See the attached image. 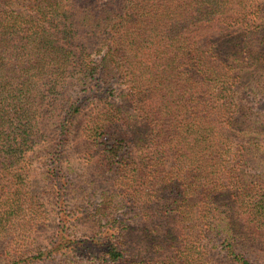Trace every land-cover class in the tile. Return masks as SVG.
I'll use <instances>...</instances> for the list:
<instances>
[{"label": "trees", "instance_id": "1", "mask_svg": "<svg viewBox=\"0 0 264 264\" xmlns=\"http://www.w3.org/2000/svg\"><path fill=\"white\" fill-rule=\"evenodd\" d=\"M250 70L264 75V0H0V237L39 224L31 153L50 147L60 180L84 111L113 187L93 235L61 217L11 264H261L245 244H264V188L236 173L264 147Z\"/></svg>", "mask_w": 264, "mask_h": 264}, {"label": "rangeland", "instance_id": "2", "mask_svg": "<svg viewBox=\"0 0 264 264\" xmlns=\"http://www.w3.org/2000/svg\"><path fill=\"white\" fill-rule=\"evenodd\" d=\"M244 73V79L249 82V87L244 93V102L250 112L251 126L258 127V131L264 132V75L253 72ZM250 108V109H249ZM90 110L84 111V117L76 118L71 133L65 137L61 144L64 148L62 157L63 176L61 182H66L64 189H58L57 181L54 176L47 174V169L52 163L49 150L44 143L41 146L42 151L32 152L31 162V190L33 195H37V202L41 210L39 224L32 231H24L19 228L12 231L11 235L0 237V264H11L12 260L19 262L29 254H33L38 246H48L54 240L55 236L61 230L60 219L64 217L68 224L73 223L70 228L72 234L77 237H88L93 235L99 228L98 222L94 219L95 208L102 198L103 190H112L113 187L105 183L103 172L99 171L97 166L98 152L91 138L87 137L85 132V122ZM55 128L54 124L51 129ZM141 129H146L141 124ZM56 134V135H55ZM57 131L51 134L57 137ZM261 139L264 143V134ZM64 146V147H63ZM53 151V150H52ZM248 164L240 165L236 173L246 175L249 179H257L256 190L264 188V147H259L250 157ZM62 175V174H61ZM56 180V179H55ZM112 180V179H111ZM122 196H119L121 199ZM64 199V200H63ZM119 216L130 218L132 214L130 207L119 208L116 212ZM23 232L24 234H22ZM129 238L140 241L141 235L131 233ZM248 246L247 252L252 259L258 263L264 264V244L257 243ZM17 264H28L20 262ZM39 264H64L57 260L53 262H42Z\"/></svg>", "mask_w": 264, "mask_h": 264}]
</instances>
